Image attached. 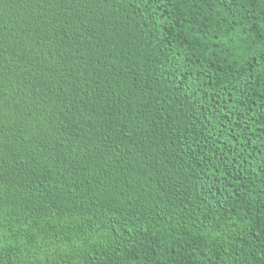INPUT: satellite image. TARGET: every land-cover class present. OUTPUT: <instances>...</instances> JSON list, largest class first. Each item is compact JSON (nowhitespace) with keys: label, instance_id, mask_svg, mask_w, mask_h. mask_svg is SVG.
Here are the masks:
<instances>
[{"label":"trees","instance_id":"1","mask_svg":"<svg viewBox=\"0 0 264 264\" xmlns=\"http://www.w3.org/2000/svg\"><path fill=\"white\" fill-rule=\"evenodd\" d=\"M0 264H264V0H0Z\"/></svg>","mask_w":264,"mask_h":264}]
</instances>
